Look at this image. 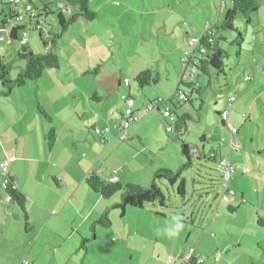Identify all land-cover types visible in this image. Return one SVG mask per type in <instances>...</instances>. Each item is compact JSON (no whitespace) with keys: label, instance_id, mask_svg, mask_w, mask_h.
Listing matches in <instances>:
<instances>
[{"label":"crops","instance_id":"crops-1","mask_svg":"<svg viewBox=\"0 0 264 264\" xmlns=\"http://www.w3.org/2000/svg\"><path fill=\"white\" fill-rule=\"evenodd\" d=\"M2 1L6 0H0V16L5 15ZM74 12L75 9L71 14ZM97 14L93 22L78 19L60 37L56 48L59 68L47 70L44 79L38 80V93L33 97L34 100L37 98L36 105L32 100L29 102L20 89H14L6 97L1 93V97H12L16 112L0 98V264H182L189 250L205 257V264H228L229 255L224 258L223 251L230 244L224 242L222 228L214 226L216 218L208 221L207 229L203 230L201 223L195 225L198 218L195 213L188 216L184 208L182 218L172 212H158L160 210H155V218L151 208L126 207L118 212L114 206L121 202L120 194L104 198L88 187L86 178L91 173H96L104 181L112 182L116 178L123 184L142 185L139 172L142 173L144 166L139 158L144 159L143 154L155 150L148 137L159 128L158 118V124L152 123L155 121L153 112L156 111L161 118L165 132L166 126L160 107L158 111L149 110L150 105L162 99L149 94H146V100L141 99L129 76L134 78L144 70H151L156 78L151 85H156L164 81L163 69L169 75V65L167 63L165 68L161 66L155 72V60L158 57L167 62L172 60V73L178 80L173 82L175 99L182 83L188 81L184 78V70L178 74L179 63L183 66L184 54L189 49L188 41L205 32L202 28L197 30L191 24L182 23L176 13H168L169 20L146 21L151 31L142 26L140 20L126 23L122 17L102 18ZM108 25L113 26L116 35L111 34ZM128 25L132 26V31L138 30L143 46L136 51L137 60L128 56L131 65H124L116 59L113 45L107 50L105 42L120 38L116 45L122 48L125 37L120 36L119 29L125 30L127 26L128 33ZM76 26L84 32L79 35L84 43L69 38ZM45 32L51 33L47 28ZM54 34L60 33L54 31ZM64 39L65 44H62ZM61 50L67 53L65 62ZM108 55L113 59L112 65H109ZM47 75L50 78L45 81ZM127 79L130 80L128 86L124 83ZM141 90L146 92L145 88ZM123 95L136 100L135 114L139 118L130 127L127 142L114 139L117 135L115 126L122 124L125 111L121 100ZM169 100L176 120L181 123L180 119L189 111L187 105L177 99L179 105H175L171 97ZM38 104L49 118L38 112ZM235 106L236 102L233 108ZM180 109L187 110L182 117L177 111ZM107 127L111 129L113 140L101 145V138L93 130ZM180 128L174 138L177 137L179 141L176 143L181 145L184 141ZM51 129L55 131L56 139L50 148L47 135ZM221 129L226 128L221 126ZM200 139L203 144L208 141L206 136ZM136 143L143 145V154L135 150ZM145 160H149L148 165L153 168L146 170L150 174L163 169H154L156 162L150 158ZM4 164H7L5 169ZM149 173L142 175L149 178ZM8 177L18 180L15 187L26 198L28 229L19 205L7 201L9 196L2 183ZM232 179L228 182L231 188ZM234 193L233 206L237 203L235 190ZM242 201H245L244 195ZM105 215L109 223L100 224ZM210 228L219 236L210 235ZM217 256L218 262L215 260Z\"/></svg>","mask_w":264,"mask_h":264},{"label":"rangeland","instance_id":"rangeland-1","mask_svg":"<svg viewBox=\"0 0 264 264\" xmlns=\"http://www.w3.org/2000/svg\"><path fill=\"white\" fill-rule=\"evenodd\" d=\"M258 2L260 10L252 15L251 23L247 24L241 16L237 18L235 27L244 38L242 49L234 43V39L238 36L237 31L223 33L225 37H228L226 41H221L222 48L228 53L224 73H217V71L212 70L209 76L199 73L196 77V84L203 88L202 98L195 103L197 109L202 107L201 121L199 122L194 118L195 113L191 109L189 110L192 113L190 111L185 113L187 110H184V112L181 109L177 110L181 117L182 113H191L193 118H187V127L184 124L181 125L182 141L188 143L190 151L196 150L195 147H199L204 150L206 157L216 158V160H210L211 162L194 161L193 167L184 171L182 177L185 178L187 186L185 200L177 195V186L171 187V185L164 182L165 207H160L156 203L145 207L153 209L151 214L155 218L157 215L155 210L165 213L172 212L182 218V208H184L188 216L195 213V216L198 217L195 225L201 223L203 230L207 229L208 221L216 218L214 226L222 228V233L226 238L224 242L230 244L225 249L226 251H223L226 255L222 253L224 258L229 255V259L226 261L228 264H264V0H258ZM67 3V0H34V5L42 13L45 7L51 11L44 23L47 30L53 33L54 31L58 34L61 33L60 26L55 18L59 15V8L67 6ZM231 5V0H91L89 7L90 10L99 13L100 16L102 15V18L107 16L115 19L122 17L126 23H136L140 20L142 26H147L148 31H151V29L146 21L150 19L169 20L168 13H176V18L182 23L191 24L197 30L202 28L204 31V26L205 28L208 25L219 26ZM3 8L5 14H8L7 8L5 6ZM1 9L2 7H0V12ZM4 16H0V23L3 21ZM97 24L103 26L99 22ZM128 26V33H126L127 26H125V30L119 29L120 36L125 37L122 48H118V45H116L121 40L120 38L105 42L107 50L113 45L116 51V59L124 65L126 63L131 65L128 56L137 60L136 51L138 47L142 48L143 46L138 30L135 28L132 31V26ZM108 27L111 34L116 35L113 26L108 25ZM53 29L54 31H52ZM7 33L5 31L0 35V39L2 37L6 38L5 43L0 40V55L9 65L11 78L13 79L22 68L26 67V61L18 56L21 43L19 41L11 42ZM39 33V31L30 32V42L36 53L44 54L46 49L40 41ZM71 33L72 36L70 35L69 38L74 37L84 43L83 38L79 36L84 32L79 30V26H76ZM20 36L21 33L19 32L18 37L20 38ZM66 39L68 40V37ZM66 39L62 40L61 43L65 44ZM238 52H241V54H238ZM60 53L63 62H65L67 53L65 50H61ZM108 57L111 61L109 65H112L114 63L113 59L109 55ZM167 63L169 65V75L163 69L162 77L164 81L147 87L146 92L138 88L135 82L136 77L129 76L132 85L137 87L141 99L146 100V94H149L151 97L159 96L165 102L171 97L175 105L178 104L173 97L175 92L173 82L177 80L175 74L172 73L174 62L172 60L167 62L158 57L153 64V70L158 72L159 67L163 66L162 68H165ZM179 67L178 74H182L184 67L181 62ZM191 73V67L183 72L186 81L190 79ZM55 76L57 77L56 74ZM246 76H251L252 82L247 81ZM45 77V81L50 78L48 75ZM186 83H182L183 85L180 87L182 92H187ZM2 91L4 89L0 84V98H3L15 110L12 97H1ZM20 91H23L22 93L29 102L32 100V104L36 105L35 100L37 98L35 97L34 100L33 97L38 93V82H30L26 87L20 88ZM231 96H235L238 100L235 108L231 110L232 115L228 128L231 129L233 126L236 128L238 140L232 136L228 129H221L222 119L218 115L225 109H230L227 101ZM160 108L163 112L165 104L161 105ZM155 112H153L155 121L152 123L158 124V118L159 128L153 130V135L147 136L151 141L150 145L155 150H148L147 154H143L141 151L143 145L137 143L135 144V150L142 153L146 159L150 158L156 162L154 169L163 168L176 173L184 164L186 157L181 152V145L172 140V137L174 138L176 135L175 127H173L172 133L167 134L164 131L161 118ZM202 136H206L208 139L204 144L200 139ZM231 141L234 144H240L238 151L228 147ZM163 148H166L165 151L159 152ZM213 152L217 154L215 155ZM145 158H139L144 166L142 173L141 171L139 173L142 186L147 187L152 182L153 174L146 170L153 168L148 165L150 164L149 160H145ZM225 158L229 159L234 170V174L231 175V178H233L232 188L237 194V203L234 206L231 204L232 202L222 200L225 191L224 176L226 170L221 166L220 160ZM137 163L138 161L135 162V165ZM111 166L114 165L111 164ZM146 173L147 175L149 173V178L142 175ZM237 173L240 175L233 177ZM211 185H214V191L216 192L211 191ZM242 195H244L245 201L241 202ZM230 206L234 209V212L229 210ZM18 209L20 210V208ZM212 210H214L213 213ZM116 211L120 212V210ZM208 233L219 236L212 228Z\"/></svg>","mask_w":264,"mask_h":264},{"label":"trees","instance_id":"trees-1","mask_svg":"<svg viewBox=\"0 0 264 264\" xmlns=\"http://www.w3.org/2000/svg\"><path fill=\"white\" fill-rule=\"evenodd\" d=\"M8 1L9 0H6L5 2L3 1L1 2V4L4 5L8 10V14H5L4 19L0 24L1 28H6L8 26L11 27V24L13 23V20L15 17L14 10L12 9ZM27 1H28L27 3L32 5L34 9L37 11L43 23L42 29H39L37 28V25H34V26H31L30 32L32 31L40 32L38 36L40 38V41L42 42V44L44 45L46 49V53L40 54V53H36L33 50L34 47H32L30 43V32H29L28 44L27 45L21 44L20 50L18 52V56L24 59V61H26V67L22 68L19 74L13 79L11 78V74H10L11 72H10L9 65L6 63L5 59L0 55V84L4 89V91H2L1 93L5 97L9 96L11 92L14 91V89H20L22 87L24 88L30 82H38V80L43 78L47 70L58 69L59 64H60V59L56 52V48H58V40L60 39V37L63 34H65L68 28L74 25L78 19L83 18V20L88 23V22H93L98 17V14L95 11L90 10L89 8L90 0H67L68 2L67 6L71 8V11L75 9L76 12L71 14V12L70 13L64 12L61 8H59V15L57 18H55V20L60 26L61 33L59 35H56L52 32L51 33L45 32L44 23L46 21V18L49 17L51 11H49V9L45 11L44 9L42 13L41 10L37 9V7L34 5V0H27ZM231 4H232L231 7L227 9L225 13L224 20L219 26L208 25L206 26L205 32L203 33L201 37L190 38V39H197L199 41V47L203 48L205 50V53L202 54V57L200 59L189 61V65L191 69H194V73H191V77H190L191 80L188 79L185 86L187 90H190L191 94H186L185 92H182L180 89H178L175 99H177L178 102H180L179 96L184 95L185 98L183 102H185V104L187 105V108L189 107L188 109H191L195 113L194 118H196V120L199 122L201 121L200 114H201L202 107L197 109L195 103L196 101H198V99L202 98L203 88L196 84V77L199 75V73L209 76L212 70L217 71V73H220V72L224 73L225 60L228 58V55H227L228 53L222 48L221 41L222 42L226 41L228 37H225L223 33L228 32V31H237L235 24H236L237 18L240 16L246 20L247 24L251 23L252 15L256 14L258 10H260V4L258 0H231ZM8 30H9L8 36L11 42H15V41L20 42L18 33L22 32L23 30L22 27L18 26V27L13 28L12 30L10 29ZM44 33L46 34V36L44 35ZM237 33H238V36L236 39H234V43H236L237 46L240 49H242V42L244 38L241 33H239L238 31ZM189 41H188V46H189ZM238 54H241V52H238ZM135 80H136L135 81L136 84L138 85L140 89H144V88L146 89L147 87H150L152 83L156 82V78L154 77L153 72L151 70L142 71L141 73L138 74ZM232 97H235V96H231L229 100L227 101L230 109L225 110V111H229V115H231L230 113H231V110L233 109V104L238 100L235 97L236 100L234 102H230ZM161 104L162 105L166 104L167 108L172 109V107L170 106L171 105L170 100L167 102L162 101ZM225 111H223L221 114L218 113L221 119ZM38 112L45 118H49L46 115V113L42 110V107L39 104H38ZM191 113H189L190 115L189 114L184 115L180 119L181 123H184V121L187 118L193 119ZM229 115H228V118H229ZM136 122H133L131 124V127ZM123 123H124V116L122 114V124L119 126V128L123 126ZM181 123L176 120V123L173 124V127H175L174 129L176 131H179ZM228 123H229L228 120L224 121L222 119V127L230 131L231 129L228 128ZM165 126L167 128L169 125L165 123ZM129 129L127 131H129ZM115 130L118 135V132L121 129L118 130V128H116L115 126ZM117 135L114 138L115 140H118L120 142L129 141V135L125 141L121 139H117ZM232 136H234V134ZM110 137L111 139L109 141L113 140V136L111 135ZM55 139H56L55 131L51 129V132L49 133V135H47V141H48V145L50 148L53 147V143ZM172 140L174 142L179 141L177 137L175 138L172 137ZM101 141H102V138H101ZM101 141H100L101 145H105L107 142H109V141H106L105 143L102 144ZM187 144L188 143H185V142L181 143V152L186 157L185 162L182 165V167L176 173L168 169H162V170H159L158 172L156 171L155 173H153L151 184L147 187L142 186L141 184H135V183L123 184L119 181L117 182L104 181L96 173L89 174V176L86 178V183L88 187L96 191V193L100 194L104 198H112L116 194H120L121 202L116 204L114 206V209L121 210V211H124V208L126 207L144 209L147 205L155 204V203L158 204L160 207H165L166 196L163 191L164 182L166 184L171 185V187L177 186L178 187L176 189L177 195L183 200H185L184 198L187 195V192H186L187 186H186L185 178L182 177V174H184V171L190 170L193 167L194 161L211 162L210 160H213V161L216 160V158L206 157L203 152V149L197 148L196 150L190 151ZM213 154L216 155L217 153L213 152ZM211 186H212L210 188L212 189L211 191L216 192L214 191V185H211ZM5 191L7 195L11 197V200L16 202L21 208V210L23 211L25 225L28 229L29 223H28V218L26 215L27 212L25 209V203H26L25 199L26 198L20 193L19 190H17V188L12 183H10L7 186V189H5ZM229 210L231 212H234V209L231 208V206L229 207ZM108 223H109V220L107 219V215H105L101 219L100 224L107 225ZM192 264H196V263H192Z\"/></svg>","mask_w":264,"mask_h":264},{"label":"built area","instance_id":"built-area-1","mask_svg":"<svg viewBox=\"0 0 264 264\" xmlns=\"http://www.w3.org/2000/svg\"><path fill=\"white\" fill-rule=\"evenodd\" d=\"M27 0H9L8 3L11 5L12 9L14 10L15 17L13 20V23L11 24V27H6V28H1L0 26V35L7 31L9 32L8 29L12 30L15 27H22V32L20 36V43L22 45H27L29 42V32L31 26L37 25V28L42 29V21L37 13V11L34 9L32 5L27 3ZM64 12H71L70 7H60ZM8 35V33H7ZM46 36V34L44 33ZM5 43L6 38L2 37L0 39ZM189 50L187 53L184 54V58L182 60L183 66H184V71L188 70L190 68L189 61L191 60H196L200 59L202 57V54L205 53V50L201 47H199V41L197 39H190L189 41ZM192 73H194V69H192ZM246 80L252 81L251 76H246ZM129 79L125 80L124 83L126 86L129 85ZM186 94H191L190 90H187L185 92ZM185 98L184 95L179 96V100L183 101ZM121 100L125 103V111H123V116H124V123L121 128L116 126V128L121 129L118 132L117 139H121L125 141L128 138V129L131 127V124L133 122L138 121V117L135 115V105H136V100L132 98L129 95H123L121 96ZM236 99L235 97H232L230 102H234ZM162 100H157L155 103L149 106V110H157L161 106ZM173 110L171 108H165L164 111L161 113V117L164 119L165 123H167L169 126L166 128L167 132H171L173 128V124L176 123V117L173 114ZM228 115L229 111H225L222 115V119L224 121L228 120ZM231 134L234 136L237 134L236 129L234 127L231 128ZM95 135L99 136L102 138V144L105 143L106 141H109L111 139V130L109 127L101 130L98 128H95L93 130ZM228 147H232L233 149H238L240 148V144L236 143L234 144L233 141H231L230 145ZM221 166L226 170V175L224 176L225 182H224V193L222 195V200L226 202H233L234 199V190L230 187L228 182L231 179V175L234 174L233 167L230 165L229 159L225 158L224 160L220 161ZM7 167V164H4V169ZM112 182H117V179L115 178L112 180ZM12 183L14 186L16 183H18V180L16 178H5L4 182L2 183V186L4 189H7V186ZM7 201H11V197L7 198ZM215 260L218 262L219 261V256L215 258ZM206 261V258L197 254L194 250H189L184 257V260L182 261V264H204Z\"/></svg>","mask_w":264,"mask_h":264}]
</instances>
